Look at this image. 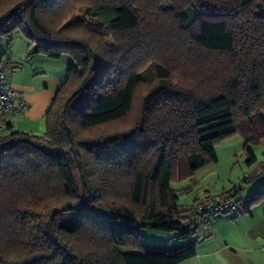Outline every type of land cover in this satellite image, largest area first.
I'll return each instance as SVG.
<instances>
[{
    "label": "trees",
    "instance_id": "obj_1",
    "mask_svg": "<svg viewBox=\"0 0 264 264\" xmlns=\"http://www.w3.org/2000/svg\"><path fill=\"white\" fill-rule=\"evenodd\" d=\"M171 27L194 48L186 56L207 63L202 96L171 83L169 55L156 53L163 45L180 53ZM16 31L29 42L27 55H68L72 63L45 111L43 134L10 123L0 129V264L193 257L195 206L182 209L171 183L183 177V161L190 173L217 161L215 144L235 133L246 163L255 162L252 147L264 143V0H0V41L8 46ZM150 50L163 63L153 65L156 82L137 119L126 131L85 136L128 116L143 82L135 60ZM261 199L264 188L251 195ZM146 227L179 242L147 247Z\"/></svg>",
    "mask_w": 264,
    "mask_h": 264
},
{
    "label": "crops",
    "instance_id": "obj_2",
    "mask_svg": "<svg viewBox=\"0 0 264 264\" xmlns=\"http://www.w3.org/2000/svg\"><path fill=\"white\" fill-rule=\"evenodd\" d=\"M18 34L20 33L17 31L12 33L10 44L7 46L5 40L2 49L13 51V63L18 69L12 73L24 74L17 79L13 75L15 77L12 76L11 79L19 98L26 101L27 107L16 116L6 117L5 124L10 123L13 129L33 133L42 131L45 111L57 89L65 81L72 59L68 55L57 59L42 54L27 55L29 42L23 37L19 47L14 49L13 43ZM42 75L47 77L39 81L37 78L43 77ZM241 145L240 158H246L243 141ZM252 149L256 160L250 165L247 164L250 166L246 171L248 174L243 177L246 183L241 185L239 191L227 193L228 186L218 184L219 174L216 173L207 183L208 190L202 195H213L217 200H242L247 197L251 199L254 190L264 188V143L254 145ZM202 195L197 197L192 205L181 208L195 206ZM232 212L213 214L207 223L198 224L195 233L196 254L179 264H264V199L250 201L242 210Z\"/></svg>",
    "mask_w": 264,
    "mask_h": 264
},
{
    "label": "rangeland",
    "instance_id": "obj_3",
    "mask_svg": "<svg viewBox=\"0 0 264 264\" xmlns=\"http://www.w3.org/2000/svg\"><path fill=\"white\" fill-rule=\"evenodd\" d=\"M141 14H143L142 25L144 27L147 24L146 20L147 18H149V15L148 12L146 11H143ZM152 18H154V16ZM162 21H165L164 24L166 25V27L170 23L169 17L164 14H161L158 22L163 23ZM155 25H157V22L154 23V26ZM142 29L144 28H141L140 30ZM140 30L137 31V34L135 36L141 34L143 35L144 31L143 30L140 31ZM169 33H172L173 36L178 39L177 43L174 44L178 45V47L180 48V53L177 54L178 55L177 56L171 52L172 48L170 49L169 47L168 49L165 50L164 45L160 46V48L156 50L157 51L156 53L160 54L164 51V54L169 55L168 57H166L168 58V60L166 61L167 62L166 65L170 66L171 83L181 88H184L188 91H191L197 96H202L201 89L203 88L198 85H199V81L203 79L204 80L208 79L206 77V75H208L207 71L206 73H201V71L207 67V63L206 64L203 63L205 62V60H203L198 55L197 56L200 59L201 63H199L198 61H193L192 59H189L186 56V55H190V57H193V55L190 52H194L193 51L194 48L188 45V37L185 33H183L182 31L181 32L177 31L173 27L169 28ZM18 35H17L18 38L15 39V42L13 43L14 49H17L19 47L21 37H23L20 34ZM144 37H146V35H144ZM5 40L6 38H2L0 41V48H1L0 55L2 56L3 52L5 51L6 53H12V56H14L13 51L10 52L9 49H4V50L2 49L3 46H5ZM106 40L107 42H110L108 38ZM106 40H104L105 43ZM149 47L151 46L149 45L147 48ZM186 47L190 48L191 50H186ZM144 52L146 54L145 53L143 54L140 51L137 60H135L138 75L142 77L143 82L141 85H139V87L135 92V96H134L135 101L128 116L115 123H111L108 125H104L102 127H96L87 130L84 132L85 136H96L114 131H126L130 127V125H132L133 121L137 119L140 112V103L143 97L146 95L149 89H151L155 85L156 82V78L153 72V65L156 64L157 62H162L161 58L157 56L158 54L153 55L151 50L149 52L147 51ZM184 56H186V59L184 58ZM13 58L15 60V56ZM16 73L11 74L9 72L8 75L10 76V78H12V76L15 75L16 77L13 76L15 77V79H17L19 76L22 77V75H24L23 73L21 74H16ZM42 76L43 77H39L37 79L41 81L40 79H44V78L46 79L47 77V75L46 76L42 75ZM115 80H116V74H112L108 78V82L111 85L114 84ZM201 85L204 86V84ZM204 93L205 91L202 92V94ZM43 123H44V118H43ZM42 127H43L41 129L42 131H37L33 133L36 135L43 134L45 130V124L42 125ZM242 141L243 139L238 133L223 138L222 140H220L215 144L217 161L209 162L203 165L194 173H190L186 162L184 161L182 162L184 163V168H182L181 166L180 169H181V173H183L182 174L183 177L180 180L173 181L171 183L172 188L175 190V193L178 195V203L181 206L185 207L188 205H192L197 197H200L202 194H204L205 191L208 190L207 183L212 179V176L216 173L219 174V179L217 180L218 184L224 187L228 186L226 190L227 193H233L235 191H239L241 185L246 183V180H244L243 177L248 174L246 173V171L250 167L249 165H247L245 161L246 158L244 157L240 158L241 155L240 146H242L241 145ZM229 181L231 183H229L228 185ZM209 196L216 199V197L213 195H209ZM197 204L198 203L195 204V207ZM232 213H235V211H233ZM65 217L66 215H62V218ZM141 233H142L143 242L147 247H152V246L169 247V246H175L179 242L176 236L174 235V233L168 231L156 230L146 227V228H142ZM122 250L128 253L139 252L138 250H134L130 248H122Z\"/></svg>",
    "mask_w": 264,
    "mask_h": 264
},
{
    "label": "built area",
    "instance_id": "obj_4",
    "mask_svg": "<svg viewBox=\"0 0 264 264\" xmlns=\"http://www.w3.org/2000/svg\"><path fill=\"white\" fill-rule=\"evenodd\" d=\"M17 69L18 67L13 63L11 53L0 56V129L3 127L6 117L16 116L27 107L26 101L19 98V93L15 90L8 75L9 72H15ZM250 201V197L242 200H216L209 195H205L195 207L194 226L207 223L209 218L216 213L240 211L248 206Z\"/></svg>",
    "mask_w": 264,
    "mask_h": 264
}]
</instances>
